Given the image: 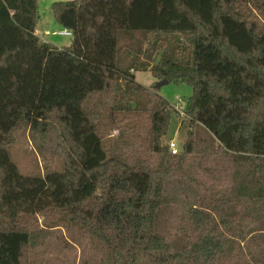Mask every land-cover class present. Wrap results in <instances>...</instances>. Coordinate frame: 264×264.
<instances>
[{
    "label": "trees",
    "instance_id": "1",
    "mask_svg": "<svg viewBox=\"0 0 264 264\" xmlns=\"http://www.w3.org/2000/svg\"><path fill=\"white\" fill-rule=\"evenodd\" d=\"M52 13L72 46L39 36V0H0V264H30L22 218L48 212L79 227L91 264H264V0H75ZM137 35L155 37L149 49ZM147 71L194 90L178 155L163 142L180 116L136 83ZM133 112L150 114L156 162L130 133L104 145ZM53 113L65 171L24 176L11 135Z\"/></svg>",
    "mask_w": 264,
    "mask_h": 264
},
{
    "label": "rangeland",
    "instance_id": "2",
    "mask_svg": "<svg viewBox=\"0 0 264 264\" xmlns=\"http://www.w3.org/2000/svg\"><path fill=\"white\" fill-rule=\"evenodd\" d=\"M75 0H39L40 22L38 24L39 36L46 42L58 47L72 46V37L61 36L65 30L58 24L53 13L52 6L55 3H67ZM154 36H149L148 41L140 35L135 37V43L142 41L143 50L149 49V44L154 41ZM134 42L122 36L119 42L121 54L125 64L123 68L129 67L127 54L131 52ZM135 50L138 47L135 45ZM160 59V56L158 57ZM136 83L147 90L154 91V87L160 83L150 71L135 73ZM165 99L177 112L171 119L168 137L164 139L163 146L167 147L173 141L180 153L184 149L187 140L188 120L184 114L194 90L187 84L169 83L160 90L155 91ZM105 101L104 103L102 102ZM109 100V101H108ZM104 104V105H103ZM111 100L96 95L92 98L91 108L99 105V109L106 114L111 107ZM178 118V119H177ZM151 118L147 112H133L117 115V122H110L104 128V145L109 149L115 145L123 135L137 144L138 155L153 158L149 155ZM199 133L205 137L204 132ZM11 138L13 144L10 148L12 161L18 167L20 173L30 177H45L50 173H63L65 163L60 158L58 147L62 139L58 125V114H49L44 119L38 130L33 131L29 124L20 123L13 131ZM156 162L157 159L153 158ZM21 225L28 229L32 235L30 251V264H91L97 260V256L91 251L87 244V238L82 234L79 227L67 222L62 215L48 212L38 217H23Z\"/></svg>",
    "mask_w": 264,
    "mask_h": 264
},
{
    "label": "built area",
    "instance_id": "3",
    "mask_svg": "<svg viewBox=\"0 0 264 264\" xmlns=\"http://www.w3.org/2000/svg\"><path fill=\"white\" fill-rule=\"evenodd\" d=\"M60 35L61 36H65V37H72V33L67 31V30H65L64 32L60 33ZM168 146H169V149H170V151H171V153L173 155H178L180 153L178 148H177V145L175 144V142L171 141L168 144Z\"/></svg>",
    "mask_w": 264,
    "mask_h": 264
},
{
    "label": "water",
    "instance_id": "4",
    "mask_svg": "<svg viewBox=\"0 0 264 264\" xmlns=\"http://www.w3.org/2000/svg\"><path fill=\"white\" fill-rule=\"evenodd\" d=\"M169 85L167 80H163L154 87V91L160 90L163 86Z\"/></svg>",
    "mask_w": 264,
    "mask_h": 264
},
{
    "label": "crops",
    "instance_id": "5",
    "mask_svg": "<svg viewBox=\"0 0 264 264\" xmlns=\"http://www.w3.org/2000/svg\"><path fill=\"white\" fill-rule=\"evenodd\" d=\"M39 34V33H38Z\"/></svg>",
    "mask_w": 264,
    "mask_h": 264
}]
</instances>
